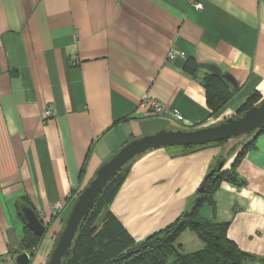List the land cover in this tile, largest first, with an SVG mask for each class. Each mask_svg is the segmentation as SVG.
I'll return each mask as SVG.
<instances>
[{
    "label": "crops",
    "instance_id": "obj_1",
    "mask_svg": "<svg viewBox=\"0 0 264 264\" xmlns=\"http://www.w3.org/2000/svg\"><path fill=\"white\" fill-rule=\"evenodd\" d=\"M199 1L201 10L185 0H0V264L28 252L21 206L46 227L29 264H46L77 195L121 145L235 117L253 91L264 98V0ZM171 49L184 56L168 60ZM202 64L237 82L214 114ZM143 96L185 122L149 114ZM248 135L135 156L109 212L142 241L190 209L218 159L229 169L250 144L235 167L239 183L221 181L199 215L228 222L227 237L247 254L241 264H264V129ZM178 240L185 253L203 246L189 230Z\"/></svg>",
    "mask_w": 264,
    "mask_h": 264
},
{
    "label": "trees",
    "instance_id": "obj_2",
    "mask_svg": "<svg viewBox=\"0 0 264 264\" xmlns=\"http://www.w3.org/2000/svg\"><path fill=\"white\" fill-rule=\"evenodd\" d=\"M185 68L193 72L192 61L187 60ZM202 81L206 105L210 113L214 114L230 100L235 90H231L226 81L212 72H207ZM261 100V93L253 91L237 109L236 115L246 112ZM249 145L241 147L229 169L223 170V165L217 169L218 163L210 170L212 173L204 182V191L197 192L200 200L194 209L187 210L174 222L139 242L108 210V204L124 179L129 161L107 182L94 200L79 224L62 264H241L247 254L227 237L228 222L203 218L199 215V209L205 202L212 204L211 194L221 181L239 183L235 167ZM185 230L194 233L203 243L200 249L187 253L180 251L177 240ZM41 240L42 235H35L24 225L20 250H27L33 255Z\"/></svg>",
    "mask_w": 264,
    "mask_h": 264
},
{
    "label": "water",
    "instance_id": "obj_3",
    "mask_svg": "<svg viewBox=\"0 0 264 264\" xmlns=\"http://www.w3.org/2000/svg\"><path fill=\"white\" fill-rule=\"evenodd\" d=\"M210 72L220 76L226 81L231 90L237 88V82L227 72L221 70L212 64H202ZM264 128V98L246 112L232 118L209 126L198 128H160L154 132L144 134L142 136L131 138L121 145L111 156L105 160L96 171L95 176L77 195L74 203L60 230L54 247L51 249L46 264H62L63 258L67 255L72 245L73 238L78 229L79 224L84 216L92 207L94 200L97 198L107 182L115 176V174L131 161L135 156L144 153L152 148L167 146H195L207 145L213 142H220L232 137H238L244 134H251L257 130ZM222 166L219 163L217 169ZM212 173L210 171L204 178L198 192L204 191V182ZM200 200V196H196L190 209H194ZM25 224L37 236L44 234L45 225L39 219L35 211L28 205L20 208ZM15 264H29L30 257L27 252H19L15 256Z\"/></svg>",
    "mask_w": 264,
    "mask_h": 264
},
{
    "label": "built area",
    "instance_id": "obj_4",
    "mask_svg": "<svg viewBox=\"0 0 264 264\" xmlns=\"http://www.w3.org/2000/svg\"><path fill=\"white\" fill-rule=\"evenodd\" d=\"M190 6L195 8L196 10H201L202 9V2L199 0H185ZM184 53L178 49H171L168 52V60H172L175 57H183ZM77 63V60L74 58L71 60V64L75 65ZM140 106H143L147 108V112L152 115H162L166 116L171 120H175L178 122H185V118L183 115L179 112L178 109H169L163 104L162 102L149 98L148 96H143L142 99L140 100ZM54 114V109L51 105L47 106L44 110V116L45 117H51ZM28 256L29 253L27 252ZM6 264H14V258L12 255H7L5 258Z\"/></svg>",
    "mask_w": 264,
    "mask_h": 264
},
{
    "label": "rangeland",
    "instance_id": "obj_5",
    "mask_svg": "<svg viewBox=\"0 0 264 264\" xmlns=\"http://www.w3.org/2000/svg\"><path fill=\"white\" fill-rule=\"evenodd\" d=\"M240 136H242V135H240ZM240 136H238V137H240ZM246 136H249V135L246 134ZM218 143H219V142H218ZM218 143H217V142H213L212 145L215 146V145H217ZM184 147H185V146H184ZM192 147H194V148H200L201 146H200V145H195V146H192ZM231 152H232V150L229 151V154H230ZM220 160H222V159H218V160L215 162L214 165L218 164V163L220 162ZM218 161H219V162H218ZM192 200H193V199H192ZM57 236H58V235H57ZM183 241H184V240H183ZM185 241H186V240H185ZM178 242L181 243V244L183 245V242H181V241H179V240L177 241V243H178ZM186 247H187V246H185V244H184V249H186Z\"/></svg>",
    "mask_w": 264,
    "mask_h": 264
}]
</instances>
